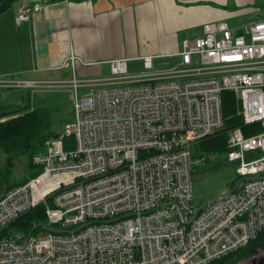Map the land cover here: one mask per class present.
Here are the masks:
<instances>
[{
  "label": "built area",
  "instance_id": "obj_1",
  "mask_svg": "<svg viewBox=\"0 0 264 264\" xmlns=\"http://www.w3.org/2000/svg\"><path fill=\"white\" fill-rule=\"evenodd\" d=\"M43 10L26 6L18 22ZM183 41L179 64L154 70L153 56L131 72L128 59L110 75L80 79L88 66L71 48L56 70L70 80L0 78V91L63 88L75 118L32 160L35 176L0 196V234L44 204L52 230L0 237V264H209L264 230V21L240 27L208 23ZM82 90L86 92L82 93ZM235 94L246 125L233 130L228 158L244 180L197 214L192 146L224 126L223 94ZM259 157L247 161L246 153ZM45 230V229H44Z\"/></svg>",
  "mask_w": 264,
  "mask_h": 264
},
{
  "label": "crops",
  "instance_id": "obj_2",
  "mask_svg": "<svg viewBox=\"0 0 264 264\" xmlns=\"http://www.w3.org/2000/svg\"><path fill=\"white\" fill-rule=\"evenodd\" d=\"M39 4L42 11L17 21L22 8ZM260 8L264 0H17L0 16V78L68 81L72 70L55 68L71 48L91 64L77 67L80 79L109 76V62L119 58L141 69L145 56L154 67L163 58L179 64L183 41L203 36L205 24L225 22L238 32L241 26L228 22L235 11ZM257 21L264 16L251 23Z\"/></svg>",
  "mask_w": 264,
  "mask_h": 264
},
{
  "label": "trees",
  "instance_id": "obj_3",
  "mask_svg": "<svg viewBox=\"0 0 264 264\" xmlns=\"http://www.w3.org/2000/svg\"><path fill=\"white\" fill-rule=\"evenodd\" d=\"M16 1L0 0V16L6 13ZM23 94L24 103L19 107L9 108L0 104V151L6 156L4 167H0V196L6 189L23 184L35 176L36 173L29 174L28 178L21 182L10 180L16 161L22 156H27L29 166L33 168L34 155L40 153L45 142L55 134L56 122L51 114L42 107L30 105L31 92ZM223 118L224 126L221 130L199 141L202 153H228L229 134L233 130L241 129L245 136H251L260 131L259 124L244 123L239 113L237 99L232 92L227 91L223 94ZM239 180L233 184L232 191ZM45 209V205L42 204L23 214L5 227L0 237L12 236L25 239L30 235L39 234L43 230L42 226L48 223ZM259 248H264V230L246 247L209 264H236Z\"/></svg>",
  "mask_w": 264,
  "mask_h": 264
},
{
  "label": "rangeland",
  "instance_id": "obj_4",
  "mask_svg": "<svg viewBox=\"0 0 264 264\" xmlns=\"http://www.w3.org/2000/svg\"><path fill=\"white\" fill-rule=\"evenodd\" d=\"M258 9L257 7L254 10ZM239 9L235 11L234 18L229 20L231 26L250 24L258 16H264V8H260V13H250V10L244 12ZM178 60V59H176ZM163 58L156 61L154 70H161L165 68H172L178 65V61ZM131 72H138L141 70L138 62H131L129 64ZM27 93L25 91H21ZM86 90H82V93ZM7 99H0V104L9 108L19 107L22 105L24 94L18 91L7 92ZM69 92L63 88H48L47 90H37L31 92L32 99L30 105L33 107H42L51 114L53 120L56 122V126H59L63 132L67 123L74 121V105L70 100ZM196 142L192 146V158L194 162L193 169V187L195 204L197 206L203 204L206 200L214 196L226 195L232 192V186L239 179L237 174V168L241 165V161L231 162L228 158V153L209 154L202 153L200 146ZM259 157L258 152L246 153L245 159L252 161ZM6 160L5 154L0 151V167H4ZM33 169L29 166L27 156H22L15 163V167L11 173L12 182H21L28 178L29 174H33ZM42 233H47L46 230H41ZM40 233V232H39ZM264 257V248H259L252 254L246 256L236 264H253L252 259L254 257Z\"/></svg>",
  "mask_w": 264,
  "mask_h": 264
},
{
  "label": "water",
  "instance_id": "obj_5",
  "mask_svg": "<svg viewBox=\"0 0 264 264\" xmlns=\"http://www.w3.org/2000/svg\"><path fill=\"white\" fill-rule=\"evenodd\" d=\"M20 93L23 94V92H20ZM251 178H253V177L240 179V180L238 181V183H237V185H236L234 191H236V190L239 188V186L241 185V183H242L244 180H248V179H251ZM234 191H232V192H234ZM232 192H230V193H228V194H226V195L214 196V197H211L210 199L206 200V201H205L203 204H201L200 207L198 208V210H197V214H198L199 212H201V210H202L205 206H207L209 203H211V202H213V201H215V200H218V199L224 198V197L230 195ZM42 228L45 229V230H47V231H51V230H52V229H51L50 227H48L47 225L42 226Z\"/></svg>",
  "mask_w": 264,
  "mask_h": 264
},
{
  "label": "flooded vegetation",
  "instance_id": "obj_6",
  "mask_svg": "<svg viewBox=\"0 0 264 264\" xmlns=\"http://www.w3.org/2000/svg\"><path fill=\"white\" fill-rule=\"evenodd\" d=\"M253 264H264V257H254L252 259Z\"/></svg>",
  "mask_w": 264,
  "mask_h": 264
}]
</instances>
